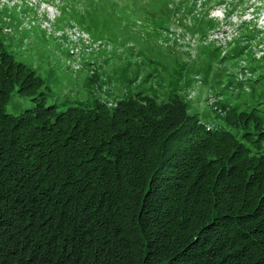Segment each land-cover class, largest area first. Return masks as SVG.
I'll list each match as a JSON object with an SVG mask.
<instances>
[{"label": "trees", "instance_id": "1", "mask_svg": "<svg viewBox=\"0 0 264 264\" xmlns=\"http://www.w3.org/2000/svg\"><path fill=\"white\" fill-rule=\"evenodd\" d=\"M168 1V16L205 14L218 27L210 0ZM83 3L63 0L69 24ZM137 17L129 5L124 22ZM1 38L0 264H264V124L253 106L222 104L210 126L176 79L163 100L127 89L112 105L93 95L58 111ZM15 87L35 94L18 115L6 111Z\"/></svg>", "mask_w": 264, "mask_h": 264}, {"label": "rangeland", "instance_id": "2", "mask_svg": "<svg viewBox=\"0 0 264 264\" xmlns=\"http://www.w3.org/2000/svg\"><path fill=\"white\" fill-rule=\"evenodd\" d=\"M220 1H209L218 25L211 29L205 14L168 16V0L159 6L158 0H87L72 12L71 24L69 14L61 15L63 0H0V38L41 77L36 93L45 92L44 104L58 111L93 95L112 105L127 89L163 100L179 79L189 113L208 125L222 124V104L253 106L264 124V0ZM129 5L138 12L133 24L124 22ZM160 16L166 28H157ZM113 32L117 39L110 41ZM136 75L125 87L123 77ZM16 89L6 105L12 115L34 105L35 94Z\"/></svg>", "mask_w": 264, "mask_h": 264}, {"label": "bare ground", "instance_id": "3", "mask_svg": "<svg viewBox=\"0 0 264 264\" xmlns=\"http://www.w3.org/2000/svg\"><path fill=\"white\" fill-rule=\"evenodd\" d=\"M48 2H49V1H48ZM80 37H81V36H80ZM80 37H79V38H80Z\"/></svg>", "mask_w": 264, "mask_h": 264}, {"label": "clouds", "instance_id": "4", "mask_svg": "<svg viewBox=\"0 0 264 264\" xmlns=\"http://www.w3.org/2000/svg\"><path fill=\"white\" fill-rule=\"evenodd\" d=\"M82 37V36H81Z\"/></svg>", "mask_w": 264, "mask_h": 264}]
</instances>
